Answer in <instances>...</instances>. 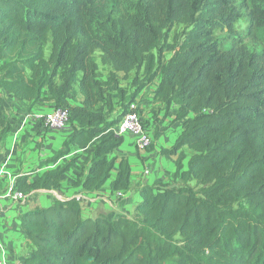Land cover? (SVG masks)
<instances>
[{"label": "trees", "instance_id": "1", "mask_svg": "<svg viewBox=\"0 0 264 264\" xmlns=\"http://www.w3.org/2000/svg\"><path fill=\"white\" fill-rule=\"evenodd\" d=\"M235 1L0 0V137L13 130L1 91L30 111L45 89L54 109L68 115L63 149L36 170L71 148H89L74 187L97 192L116 167L109 194L127 195L131 168L126 156L114 155L124 142L115 128L157 77L153 98L165 115L176 107L181 127L171 148L159 152L176 156L172 181L136 189L133 219L83 217L75 198L20 213L30 245L23 264H264V52L245 45L225 51L214 34L237 39L233 24L244 9L247 37L264 49V0H239V7ZM177 24L187 29L174 37L164 62ZM96 54L111 70L107 81L99 79ZM134 71L141 77L128 94L116 74ZM75 89L81 102L63 107ZM98 104L113 117L94 115ZM184 148L192 151L188 158ZM77 159L36 180L30 177L35 171L17 176L11 194L60 193L61 178Z\"/></svg>", "mask_w": 264, "mask_h": 264}, {"label": "rangeland", "instance_id": "2", "mask_svg": "<svg viewBox=\"0 0 264 264\" xmlns=\"http://www.w3.org/2000/svg\"><path fill=\"white\" fill-rule=\"evenodd\" d=\"M235 2L236 5L239 7L240 5L239 0H236ZM240 13H241V17L233 24V30L238 35L237 39H231V36L227 35L225 31H215L214 33L215 36L220 38L221 42L223 43L222 49L226 51L231 48L239 47L240 45H245L247 49L251 52L254 51L256 53H263L264 52L263 47L252 41L246 35V29L249 23L246 10L242 9ZM186 29L187 27L185 24H177L172 28L168 36L167 46L163 51L164 62L167 61L173 54L172 42L174 37H176L177 39L178 36H180L181 33ZM48 50H49V46L47 45L45 47L46 56L48 55ZM95 56L97 58V66H98L97 71L99 74V79L101 81H107L109 75L112 74L111 70L109 67L101 64L99 59V54H96ZM140 77H141V73L135 71L131 72L127 76L118 73L116 74V83L119 88L124 89L128 94H131L136 87L134 80ZM159 80L160 78L157 77L151 84H149L145 89L141 91L139 96L134 101V104L137 106V108L142 110L141 116L143 117V119L147 121L146 122L145 120H142L143 128L145 129V132L147 128L150 134H152V131L153 132L158 131L159 126L162 124L164 126L167 125L164 129H162V131L166 130L167 128H170L169 131H174L175 129H178L177 128L178 124H175L177 122H175L174 120L175 112L173 111H175V107H171L169 113L166 116H164L163 112L161 111L160 103L154 100L153 98V91L158 85ZM110 92L114 102L116 103V111H118V107H117L118 94L113 88H111ZM43 93L45 94L41 96L40 102H38L32 110L28 111L26 104L15 101L9 94H7L4 91H1L4 117L7 120L10 121L12 120L15 129L16 130L18 129L19 131L18 134L14 133L13 135L12 133L9 142L7 140L8 137L3 139L0 137V154H2V156L5 155L7 153L6 150H8L7 148H9L8 155H6L4 159L6 161L9 160V163H12V166L8 164L7 167L9 166L13 167L12 169H14V171L19 169V172H16L18 173V175H24L31 173L32 171H35L33 174H31V177H37L41 172V170L43 169L42 168L41 170H36L38 163L45 159L51 158L59 151H61L63 149V142L67 138L69 132L68 125L65 129L60 131L43 129L41 115H43L44 112H47V110H51L55 108L53 101L51 100L50 96L48 95L45 89L43 90ZM80 101H81V96L77 92V89H75L74 94H68L67 97L64 99L63 107H65L66 105H70V106L78 105ZM29 113H34V115H38L41 117L39 119V117L36 118L34 115H29ZM92 113L96 116H103L105 119H111L113 117V114L112 115L109 114L103 104H98L93 109ZM26 116H28L27 120L25 119ZM60 138L61 140L59 141V145L56 144L52 145L54 139H60ZM131 139L133 138L130 136H125V141L121 145L123 146L122 148L123 150L128 149L127 144L130 143ZM150 141L151 143H154V140L152 138L150 139ZM184 149H185L184 152L186 154V157L188 158L192 154V151L188 150L187 148ZM71 151L72 152L70 156L82 154L83 157L85 156V154L88 153L89 149L76 147V148H71ZM130 154L131 153H127L126 155L130 156ZM68 159H69V155L62 158L58 162L60 164L65 163L66 161H68ZM54 165H48L45 166L44 168L47 169ZM114 171L115 169H113L112 171L113 174ZM112 173L110 180H112ZM71 174H72L71 171L65 174L66 178H64L63 182H61L62 187H66L67 182H69L71 178L68 176H70ZM109 181L107 182V185H105L104 187L108 186ZM74 183L71 185L69 184L70 188H74L72 191H74L75 188H77L74 187ZM106 193H104L105 195L103 194L97 197L96 199L97 202H95L93 207L95 209L96 207L95 205H97V203L100 206L93 211L92 209L88 208L89 207L88 203L86 202V200L82 199L83 198L82 196L75 197L78 198L80 201L81 212L83 217L94 218L97 215H105L109 219H114L118 216L126 217L129 219H133L135 217L134 208L136 204L140 201V197L136 188H133V190L130 191V195L125 198H122L123 196L118 197L117 195L110 196L109 192ZM62 198H67V195H65V193L61 194V192L56 193L53 191L50 193L33 192L30 195L26 196L25 199H20V201L18 200L19 202H16L17 204L16 208L18 211H25L28 209H32L34 207H45L50 203H52L54 200L62 199Z\"/></svg>", "mask_w": 264, "mask_h": 264}, {"label": "crops", "instance_id": "3", "mask_svg": "<svg viewBox=\"0 0 264 264\" xmlns=\"http://www.w3.org/2000/svg\"><path fill=\"white\" fill-rule=\"evenodd\" d=\"M44 94L45 93L42 92V95ZM20 103L26 104L25 102H20ZM172 107H175V106H172ZM2 109H3V102H2ZM52 110L53 109L47 110V112H44L43 115ZM140 111L142 114L141 109ZM173 112H176V107H175V111ZM29 115H34V113H29ZM166 115L164 114V116ZM28 116L25 117L26 120L28 119ZM34 116L36 118L39 117V119L41 117L38 115H34ZM174 116H175V113H174ZM141 120H145V119H143V117L141 116ZM8 121L13 126L12 132L8 136L5 137V138L8 137L7 140L9 142L11 139L12 133L13 135L14 133L18 134L19 130L15 129L14 123L12 120L11 121L8 120ZM175 124H178V127H177L178 129H175L174 131H169L170 128H167L166 130L162 131V129H164L167 125L165 126L163 124L160 125L158 131H154V132L152 131L153 136L152 134H150L149 130L146 128L148 137L154 140V143H151L152 148L151 149L146 148L149 151H147L146 149L144 150L137 149L134 144L133 139H131L130 143L127 144L129 150L128 149L123 150L122 149L123 146H121L115 151L114 155L119 156V157L126 156L128 158L130 168H131V174H130L131 190H133V188L138 189L139 187L144 186V185H154L158 183H170L172 181L173 173L175 171L176 156H159V152L161 149H170L171 146L174 144L175 140L177 139V137L180 135V132H181L180 123L177 122ZM155 136L157 138H155ZM60 140L61 138L54 139V141L52 142L53 143L52 145H55V144L59 145ZM124 141H125V137H124ZM7 149L8 150H6L7 153L5 155L2 156V154H0V264H23L25 258L30 255V245H29L27 238L23 234L22 230L19 228V222L17 220V216L23 212V211H18L16 208L17 207L16 202H19L20 200L19 201L14 200L10 192L13 182L18 175V173L16 172H19V169L14 171V169H12L13 167H10L12 166V163H9V160L6 161L4 159L5 156L8 155L9 148ZM86 149H89V148H86ZM127 153H131L130 156L129 155L127 156L126 155ZM70 154H69V159L73 156H77L78 159L74 163L72 168L69 170V172L70 171L72 172V174L68 176V177H71L70 181L68 180L69 182H67L66 187L61 188V194L65 193V195H67V198H62L59 200L72 199L77 196H82L83 197L82 199L86 200V202L88 203V206H89L88 208L92 209V211L96 210L100 206L97 203V205H95L96 206L95 209L93 207L95 202H97L96 200L97 197L99 195H103L106 192H109V188H108L109 183L113 180L114 176L116 175L117 169L116 167L114 168L115 171H114V174L112 173V180L109 181L108 186L103 187L101 190L97 192L84 193L80 188H75V190L72 191L74 188H70L69 184L71 185L74 183L76 177L78 176L82 168H84V159L86 157V154L83 157H82V154L71 155V156ZM8 164H10L9 167H7ZM62 164L64 163L60 164L58 162L56 165H62ZM56 165L49 167L47 169L46 168H43L42 170L40 169L41 172L39 171L40 172L39 175L37 177L30 176L31 179L36 180L44 171L50 168H53ZM184 167L186 168V161L184 162ZM64 178H66L65 174L62 176L61 182H63ZM106 188L108 189V191ZM50 192L52 191H36L35 193H50ZM129 195H130V192L127 195L123 196L122 198H125ZM106 203H107V200H106ZM118 217H122V216H118Z\"/></svg>", "mask_w": 264, "mask_h": 264}, {"label": "built area", "instance_id": "4", "mask_svg": "<svg viewBox=\"0 0 264 264\" xmlns=\"http://www.w3.org/2000/svg\"><path fill=\"white\" fill-rule=\"evenodd\" d=\"M137 106L132 103L124 117L120 120L115 128V133L118 136H130L134 139V144L137 149H146L151 141L143 128L141 118L137 113ZM43 129L52 131H60L67 127L68 115L64 108L53 109L52 111L44 114L42 117ZM15 200L22 199L18 193L12 195ZM120 197V194H117ZM24 199V198H23ZM79 201L78 198H76Z\"/></svg>", "mask_w": 264, "mask_h": 264}]
</instances>
